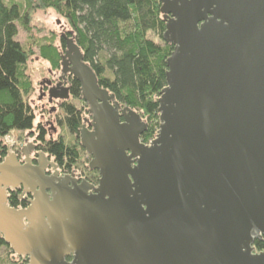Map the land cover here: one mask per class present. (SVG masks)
<instances>
[{"label": "water", "instance_id": "obj_1", "mask_svg": "<svg viewBox=\"0 0 264 264\" xmlns=\"http://www.w3.org/2000/svg\"><path fill=\"white\" fill-rule=\"evenodd\" d=\"M161 11L173 49L153 140L70 45L97 186L47 173L43 153L0 161V235L27 264H264L253 246L264 241V0H161ZM41 95L50 110L62 97ZM19 185L32 198L14 208L6 189Z\"/></svg>", "mask_w": 264, "mask_h": 264}, {"label": "trees", "instance_id": "obj_2", "mask_svg": "<svg viewBox=\"0 0 264 264\" xmlns=\"http://www.w3.org/2000/svg\"><path fill=\"white\" fill-rule=\"evenodd\" d=\"M31 2L32 10L53 9L69 25L59 35L58 45L47 41L39 43L37 49L38 58L50 64V71L59 72L55 79L44 80L40 85L42 90L54 86L53 94L62 96V114H56V123L74 137L70 142L62 134L58 136L60 129L52 119L35 122L36 113L30 102L34 84L27 72L32 47H25L17 39L18 25L24 29L30 25ZM165 24L161 0H0V161L8 154L3 137L16 130L25 133L23 144L43 153L62 170L77 168L86 153L79 133L89 122L90 114L81 97L80 82L64 61L70 45L94 70L99 86L112 95V103L141 114L148 125L142 142L153 140L159 129V104L153 96L160 95L167 84L166 59L173 46L164 40L158 44L147 34L153 32L163 39ZM49 33L54 37L53 31ZM52 113L53 110L48 114ZM28 202L20 195H7L11 207H26ZM253 246L254 251H262L264 241L255 240ZM0 247L10 250L8 262L0 260V264L28 263V258L14 253L1 235Z\"/></svg>", "mask_w": 264, "mask_h": 264}, {"label": "rangeland", "instance_id": "obj_3", "mask_svg": "<svg viewBox=\"0 0 264 264\" xmlns=\"http://www.w3.org/2000/svg\"><path fill=\"white\" fill-rule=\"evenodd\" d=\"M19 1V0H15ZM34 1V0H32ZM34 2H31L30 8L28 11L31 13V21L30 25L27 29H24L21 25H18V35L17 39L20 43H22L25 47H32V56L30 57L27 63V72L31 78V81L34 84V89L31 92L30 102L32 107L36 113L35 122L38 121H48L52 119L55 121L56 127L58 126L56 123V119L58 118L56 114L61 115L62 112L59 108V103L62 97L58 98L56 108L53 109L52 114H48L50 109H47L41 106V85L40 82L49 79H55L56 75L53 71H50L51 66L49 63L43 61L42 59L38 58V45L39 43H44L47 41H53L55 44L58 45V37L62 33L60 28L57 26L59 18L63 21L64 25L67 29H69V25L66 23V20L55 12L53 9H34L33 6ZM53 31L55 34L54 37L50 35L49 32ZM149 39H152L158 44H163V39L160 38L158 35L154 34L153 32H149L147 34ZM55 39V41H54ZM154 97V96H153ZM26 99V97H25ZM80 103V102H78ZM81 106V105H80ZM43 114V115H42ZM49 122V121H48ZM58 126L60 129L59 135H63L66 142L73 141L74 137L69 135L65 129ZM28 134V131L26 132ZM26 137L25 133L16 131L14 132L15 143L13 144V149H15L18 145L23 143V139ZM90 155L87 153L82 154L80 161L78 163L77 168L83 169L88 166ZM10 259V250L9 248L0 247V260L8 262Z\"/></svg>", "mask_w": 264, "mask_h": 264}, {"label": "flooded vegetation", "instance_id": "obj_4", "mask_svg": "<svg viewBox=\"0 0 264 264\" xmlns=\"http://www.w3.org/2000/svg\"><path fill=\"white\" fill-rule=\"evenodd\" d=\"M49 84V83H48ZM47 84V85H48ZM46 86V85H44ZM50 89H54V86L48 85L44 90H42V93H49ZM52 100V99H50ZM91 119L89 118V122L85 123V128H87L88 130L92 131V127L90 124ZM51 122V121H49ZM14 148V147H13ZM11 148L10 150L8 149V152H14L20 163L24 162V159L26 157V155H29V157L31 158V162L33 164H38L39 163V158L40 155L37 151L32 150L29 146H27L26 144H20L18 145L15 149ZM46 158V157H45ZM91 157L88 159L90 161ZM47 160V173H51L53 171L57 172V175L61 176V175H65V174H71L73 177H75L77 179L78 182H81V180H86L89 183L93 184L94 186H97L98 182H99V172L98 170H90L88 168V166L86 168L83 169H78V168H74L73 171H65L62 170L61 168L58 167V164L48 158H46ZM55 165V167H54ZM7 191V195L11 196L12 194L17 196L20 195L22 196L24 199H27V202L29 201L30 198L29 196H32V194L30 192H28L26 189H24L22 186H16V187H7L6 189ZM29 203V202H28ZM72 257H68L67 260H71Z\"/></svg>", "mask_w": 264, "mask_h": 264}, {"label": "built area", "instance_id": "obj_5", "mask_svg": "<svg viewBox=\"0 0 264 264\" xmlns=\"http://www.w3.org/2000/svg\"><path fill=\"white\" fill-rule=\"evenodd\" d=\"M159 96L160 95H155L153 98L158 100ZM14 132L15 130H12L3 137V142L7 145L9 150L13 148V144L15 143Z\"/></svg>", "mask_w": 264, "mask_h": 264}]
</instances>
